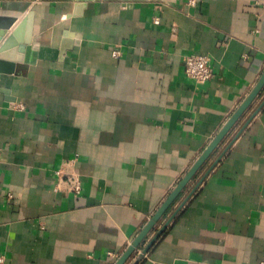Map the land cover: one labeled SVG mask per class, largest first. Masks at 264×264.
Wrapping results in <instances>:
<instances>
[{"label": "crops", "instance_id": "0c3cea01", "mask_svg": "<svg viewBox=\"0 0 264 264\" xmlns=\"http://www.w3.org/2000/svg\"><path fill=\"white\" fill-rule=\"evenodd\" d=\"M0 33V264H115L264 70V0H0ZM263 102L125 264L163 227L138 264H264Z\"/></svg>", "mask_w": 264, "mask_h": 264}, {"label": "water", "instance_id": "95a60500", "mask_svg": "<svg viewBox=\"0 0 264 264\" xmlns=\"http://www.w3.org/2000/svg\"><path fill=\"white\" fill-rule=\"evenodd\" d=\"M2 34L3 33H0V40L3 36ZM263 88H264V70L261 73L260 78L257 81L256 85L253 87V89L251 90L249 95L246 97V99L242 102V104L238 107V109L229 118V120L226 122V124L220 130V132L210 142L208 147L203 151V153L200 155V157L191 166V168L189 169V171L187 172L185 177L178 183V185H176V187L173 189V191L168 195L166 200L163 202V204L160 206V208L154 214L152 219L148 222L146 227L141 231V233L138 235V237L126 249V251L121 255V257L115 262V264H125L126 263V261L132 255L134 249L138 246V244L143 239V237L151 229V227L156 222V220L166 211L168 206L175 200V198L178 196L180 191L184 188L186 183L193 177V175L198 171V169L206 161V159L214 151V149L219 145V143L226 136V134L232 129V127L235 125V123L238 121V119L249 108V106L253 103V101L259 96V94L261 93ZM263 104H264V102L262 103V105ZM259 109L253 113V116L259 111ZM163 229H164V227L161 228L159 231H157V233L154 235V237L145 245L143 250L135 257L132 264H138L142 260L144 255L147 253L148 249L152 246V244L158 238V236L163 231Z\"/></svg>", "mask_w": 264, "mask_h": 264}, {"label": "built area", "instance_id": "2783aa9c", "mask_svg": "<svg viewBox=\"0 0 264 264\" xmlns=\"http://www.w3.org/2000/svg\"><path fill=\"white\" fill-rule=\"evenodd\" d=\"M157 23L158 21L155 20ZM116 54V52H114ZM184 72L185 75L193 80L196 84H204L212 77V71L210 68L209 58L206 55L201 54H191L185 58L184 62ZM2 162L1 153H0V164ZM56 174L59 176V179L62 180L61 171H57ZM60 180V181H61ZM68 191L78 194L80 192V177L75 173H70L65 176L62 181ZM0 258V262H1Z\"/></svg>", "mask_w": 264, "mask_h": 264}]
</instances>
